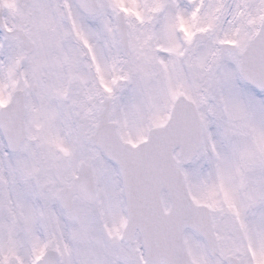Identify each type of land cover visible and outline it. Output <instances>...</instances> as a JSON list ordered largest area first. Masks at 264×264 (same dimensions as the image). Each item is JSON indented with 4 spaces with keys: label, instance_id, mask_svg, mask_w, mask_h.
<instances>
[{
    "label": "snow or ice",
    "instance_id": "obj_1",
    "mask_svg": "<svg viewBox=\"0 0 264 264\" xmlns=\"http://www.w3.org/2000/svg\"><path fill=\"white\" fill-rule=\"evenodd\" d=\"M0 264H264V0H0Z\"/></svg>",
    "mask_w": 264,
    "mask_h": 264
}]
</instances>
